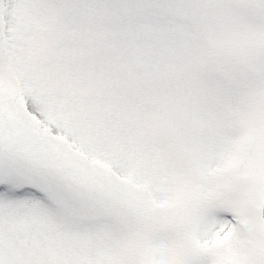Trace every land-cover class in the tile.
I'll list each match as a JSON object with an SVG mask.
<instances>
[{"label":"snow or ice","instance_id":"obj_1","mask_svg":"<svg viewBox=\"0 0 264 264\" xmlns=\"http://www.w3.org/2000/svg\"><path fill=\"white\" fill-rule=\"evenodd\" d=\"M0 264H264V0H0Z\"/></svg>","mask_w":264,"mask_h":264}]
</instances>
